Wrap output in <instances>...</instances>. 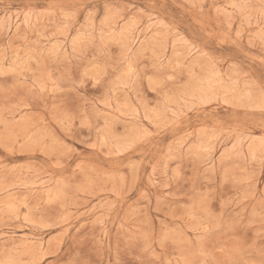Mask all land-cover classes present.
Returning a JSON list of instances; mask_svg holds the SVG:
<instances>
[{
    "label": "rangeland",
    "instance_id": "1",
    "mask_svg": "<svg viewBox=\"0 0 264 264\" xmlns=\"http://www.w3.org/2000/svg\"><path fill=\"white\" fill-rule=\"evenodd\" d=\"M0 264H264V0H0Z\"/></svg>",
    "mask_w": 264,
    "mask_h": 264
}]
</instances>
